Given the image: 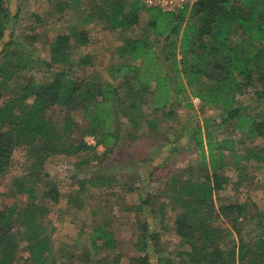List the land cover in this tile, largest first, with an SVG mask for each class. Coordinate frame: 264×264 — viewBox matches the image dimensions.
Masks as SVG:
<instances>
[{
    "label": "trees",
    "instance_id": "16d2710c",
    "mask_svg": "<svg viewBox=\"0 0 264 264\" xmlns=\"http://www.w3.org/2000/svg\"><path fill=\"white\" fill-rule=\"evenodd\" d=\"M3 1L0 42L9 18ZM72 5L78 11L87 8L84 25L94 19L103 21L105 30L122 39L116 49L122 62L108 69L111 82L77 75L76 70L92 63L88 55L74 54L70 39L86 41V32L75 28L49 43L47 60L35 59L22 45L4 46L0 89L9 94L0 105V177L10 172L12 155L19 148H26L30 167L11 183L26 204L0 208V264H59L51 256L50 233L43 222L47 207L41 201L58 203L60 193L47 174L40 173L44 160L74 157L96 147L107 153L119 137L136 141L131 132L119 136L122 118L133 127L143 123L154 131L158 116L171 119L173 107L191 108L195 98L203 107L218 109L220 118L233 122L241 135L264 139V115L247 113V107L238 102L247 95L254 103L264 102V0H197L174 13L146 8L140 0H98L91 7L73 0ZM141 13L147 15V22L140 35L126 36L138 26ZM160 42L157 51L153 44ZM56 109L61 111L59 125L48 115ZM75 113L81 114L86 127H79ZM203 122L207 127L210 120ZM195 132L202 165L199 175L173 177L169 198L170 208L178 210L174 232L187 249L177 253V262L167 260L166 264H264V214L257 205L252 201L215 204L228 184L223 174L228 158L239 181L247 178L249 163L264 173V143L239 153L242 141L216 140L206 131L202 139L201 130ZM87 136L95 139V146L84 141ZM87 163L89 159L82 162ZM99 182L90 180L93 186ZM150 203L147 197L141 206ZM251 224L245 239L243 230ZM141 231L138 250L146 252L148 242H156L158 236L149 233L146 222ZM20 234L26 241L25 259L17 254ZM88 243L96 256L115 249L114 237L105 226L92 229ZM130 264L150 263L144 255L132 258Z\"/></svg>",
    "mask_w": 264,
    "mask_h": 264
},
{
    "label": "rangeland",
    "instance_id": "374dc122",
    "mask_svg": "<svg viewBox=\"0 0 264 264\" xmlns=\"http://www.w3.org/2000/svg\"><path fill=\"white\" fill-rule=\"evenodd\" d=\"M72 1L4 0L9 18L4 38L0 42V62L2 50L9 42L12 44L8 45H22L35 59L47 60L49 43L56 36L67 35L75 28L77 31L86 32V41L81 44L73 37L70 39L75 48L74 54L76 57L88 55L92 63L80 72L76 70V74L90 75L100 81L111 82L108 69L122 62L116 53V49L122 45V39L116 33L105 30L103 21L94 19L90 24L84 25L81 21L87 8L74 10ZM97 1L80 0V4L91 7ZM60 8L62 11H59ZM146 22L147 15L141 13L138 26L126 36L140 35ZM160 44L162 42L153 44L157 45V51H160ZM11 48L17 49L14 46ZM0 94L1 105L9 92L0 89ZM191 102V108L173 107L174 116L171 119L163 120L158 116L154 131L149 130L143 123L133 127L122 118V132L119 136L124 135L125 131L133 133L138 139L129 142L119 137L110 152L105 153L104 148L96 147L90 153L80 152L74 157L57 155L44 160L40 173L47 174V179L56 185L60 193L58 203L41 201L47 207L43 222L50 233L51 256L56 257L59 264H130L132 258L144 255L148 256L150 264H166L167 260L177 262V253L186 251L187 247L182 239L174 232V219L178 210L170 208L169 198L173 177L185 179L199 175L202 165L201 157L195 150V131L201 130L202 139H205L206 131L216 140L242 141L238 146L239 153H243L247 147H261L264 143L262 138L241 135L235 130L233 122H224L220 118L218 109L203 107L195 98ZM238 102L247 107V113L264 115V102L254 103L248 95L239 97ZM48 115L53 123H61L59 109ZM74 119L79 127H86L80 113H75ZM204 119L210 120L207 127ZM84 141L95 146V139L91 136L84 137ZM85 159H89V163L82 164ZM227 163L229 165L223 174L227 177L228 184L216 198V207L219 203L252 201L259 212L264 214L263 171L249 163L247 178L239 181L240 177L231 166L230 158ZM29 167L26 148L14 151L10 172L0 177V208L26 204V198L19 195L11 187V183L14 177L23 175ZM96 178L100 184L93 186L90 180ZM147 197L151 200V205L141 206ZM161 214L164 219H160ZM222 221L220 219L219 223L228 227ZM143 222L147 223L149 233H156L158 236L156 242H148L146 252L138 250ZM98 226H105L112 233L115 249L96 256L88 242L92 229ZM252 227L253 224L244 228L242 235L245 239H249L247 233H250ZM18 238L17 254L25 259L28 257L26 241L21 234Z\"/></svg>",
    "mask_w": 264,
    "mask_h": 264
},
{
    "label": "built area",
    "instance_id": "2783aa9c",
    "mask_svg": "<svg viewBox=\"0 0 264 264\" xmlns=\"http://www.w3.org/2000/svg\"><path fill=\"white\" fill-rule=\"evenodd\" d=\"M197 0H140L146 8H155L161 12L174 13L183 8H190Z\"/></svg>",
    "mask_w": 264,
    "mask_h": 264
},
{
    "label": "crops",
    "instance_id": "0c3cea01",
    "mask_svg": "<svg viewBox=\"0 0 264 264\" xmlns=\"http://www.w3.org/2000/svg\"><path fill=\"white\" fill-rule=\"evenodd\" d=\"M82 22V21H81Z\"/></svg>",
    "mask_w": 264,
    "mask_h": 264
}]
</instances>
